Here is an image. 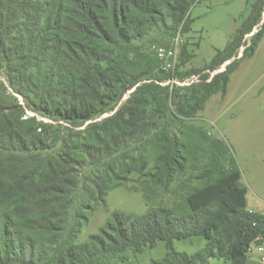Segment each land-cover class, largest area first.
Segmentation results:
<instances>
[{"label":"trees","instance_id":"16d2710c","mask_svg":"<svg viewBox=\"0 0 264 264\" xmlns=\"http://www.w3.org/2000/svg\"><path fill=\"white\" fill-rule=\"evenodd\" d=\"M194 1L0 0V74L8 84L0 83V264H121L127 253L160 246L164 257L148 264H250L251 245L264 234V213L248 209V189L229 146L192 128L209 158L193 176L198 187L191 188L182 180L187 148L174 128L183 123L179 115L191 119L213 96L225 97L239 63L192 86L181 100L156 84L172 75L159 71L158 54L142 44L158 26L176 32L184 23L183 33L188 32ZM263 7L261 0L242 17L209 66L186 75L232 58L260 23ZM263 39L264 23L243 59L253 57ZM7 89L27 107L18 98L12 101ZM86 122L83 132L73 131ZM147 140L154 165L143 174L147 164L138 169L126 161ZM91 167L104 172L86 174ZM134 174L166 192L182 182V192L172 205H152L143 189L144 214L116 211L97 234L79 243L89 215ZM195 239L204 243L200 250L177 248Z\"/></svg>","mask_w":264,"mask_h":264},{"label":"rangeland","instance_id":"374dc122","mask_svg":"<svg viewBox=\"0 0 264 264\" xmlns=\"http://www.w3.org/2000/svg\"><path fill=\"white\" fill-rule=\"evenodd\" d=\"M260 2L261 0H195L188 14L189 19H193L194 23L189 27L190 29L188 28V32L183 33L184 23L176 32L158 26L151 30L142 44L154 57L158 54V49L174 53V56L170 58H161L158 54L159 71L172 75V79L157 81L156 84L164 88L169 87V92L181 95V100L188 99L191 94L188 90L192 86L210 82L215 75L224 72L227 67L239 63L230 76L231 82L225 97H222L221 93L213 96L205 110L191 119L179 115L183 123L175 124L174 128L187 148L186 154L189 160L187 173L182 176V180H189L191 188L198 187L193 176L197 175L198 170L208 162V147L192 129L202 128L209 138L220 139L229 146L231 157L237 161L242 172L243 184L248 189L250 206L264 211V39L253 57L243 59L251 40L264 23V7L260 23L244 36L232 58L221 62L215 68L186 75L191 69L203 70L209 66L216 51L223 50L231 42L241 25L242 17L246 19L252 13L253 6ZM168 22L171 24V21ZM0 83L7 88L8 84L3 74H0ZM133 91L134 89L127 92L119 101L118 106L126 102ZM6 94L12 97V101L18 98L19 102L26 106L22 98L14 95L10 89L6 90ZM27 110L30 111V109ZM114 112L106 113L94 121L100 122ZM88 125L89 122H86L72 129L80 133ZM154 155V149L147 140L133 147V161L126 162L134 164L138 169L147 164L143 173L147 174L148 169L154 165ZM91 172H98L101 175L104 169L91 167L86 174L90 175ZM181 183L175 182L166 192L151 184L144 175H131L126 188L111 191L106 203L98 205L96 210L89 215V222L83 227L78 242H85L89 236L97 234L116 211L136 215L144 214L148 207L143 199L144 194L141 193L143 189L147 191L152 205L174 204V198H178L182 192ZM183 189L185 192L188 186H183ZM203 246L204 243L199 239L177 244L180 251L189 253L196 252ZM165 252V248L160 246L152 251L147 250L144 254L127 253L126 262L121 264H148L153 259L163 258ZM207 264L229 263L212 260ZM250 264H257L251 255Z\"/></svg>","mask_w":264,"mask_h":264},{"label":"built area","instance_id":"2783aa9c","mask_svg":"<svg viewBox=\"0 0 264 264\" xmlns=\"http://www.w3.org/2000/svg\"><path fill=\"white\" fill-rule=\"evenodd\" d=\"M158 54L161 58H170L174 56L172 51L167 52L164 49H158ZM249 254L258 260V264H264V234L251 245Z\"/></svg>","mask_w":264,"mask_h":264},{"label":"crops","instance_id":"0c3cea01","mask_svg":"<svg viewBox=\"0 0 264 264\" xmlns=\"http://www.w3.org/2000/svg\"><path fill=\"white\" fill-rule=\"evenodd\" d=\"M247 199H248V209L251 211V212H258V213H264V211H260L259 209H255L253 207L250 206V203H249V198H248V195H247ZM255 258V257H254ZM256 260V263L258 264V260L255 258Z\"/></svg>","mask_w":264,"mask_h":264}]
</instances>
